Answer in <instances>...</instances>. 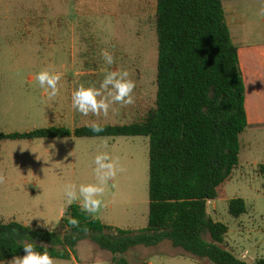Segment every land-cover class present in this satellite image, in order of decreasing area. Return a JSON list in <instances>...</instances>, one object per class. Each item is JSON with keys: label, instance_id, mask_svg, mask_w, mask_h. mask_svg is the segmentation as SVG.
I'll list each match as a JSON object with an SVG mask.
<instances>
[{"label": "rangeland", "instance_id": "374dc122", "mask_svg": "<svg viewBox=\"0 0 264 264\" xmlns=\"http://www.w3.org/2000/svg\"><path fill=\"white\" fill-rule=\"evenodd\" d=\"M222 6L229 25L230 13L240 16L244 32L250 33V23L264 21V0H223ZM154 14L155 0H0V132L46 128L55 108L46 106L44 98L26 87V77L42 70L52 73L83 70L82 61L87 63L86 68L123 69L136 76L130 77L136 83L134 95L141 93L143 111L152 108L157 89ZM237 32L231 26L232 36ZM102 50L113 55V65L104 62ZM117 111L113 106L103 123L114 125L122 114ZM239 141L242 171L234 172L231 181L219 189V198L214 201L216 211L208 205V215L227 228L224 241L234 256L255 264L264 252V246L255 250L256 242L264 243V188L259 186L258 198L250 192V187L259 185L250 174V131H245ZM31 144L0 142L1 222L55 231L61 219L65 186L75 184L78 188L81 184L95 183V157L107 153L118 170L100 197L101 209L91 217L113 229L146 228L147 138L40 139ZM50 144L54 145L55 155H51L50 148L52 162L47 163ZM229 199H242L249 211L232 218L227 211ZM252 204L255 208L250 210ZM204 239L209 241V236ZM111 257L84 240L78 243L74 260L55 262L112 264ZM116 258L127 264H212L194 259L169 242L154 248L135 247Z\"/></svg>", "mask_w": 264, "mask_h": 264}, {"label": "trees", "instance_id": "16d2710c", "mask_svg": "<svg viewBox=\"0 0 264 264\" xmlns=\"http://www.w3.org/2000/svg\"><path fill=\"white\" fill-rule=\"evenodd\" d=\"M222 1L155 0L156 99L139 121L104 126L101 133L56 126L0 133V142L147 138L146 228L113 229L78 205L67 209L53 232L0 221V264L25 255L23 243L68 261L84 240L111 254L112 264H127L116 257L132 248H154L163 242L212 264H248L226 249L227 228L208 215V202L219 198V189L239 167V138L247 129L244 84ZM227 211L237 219L249 208L242 199H231ZM70 217L79 225H70Z\"/></svg>", "mask_w": 264, "mask_h": 264}, {"label": "crops", "instance_id": "0c3cea01", "mask_svg": "<svg viewBox=\"0 0 264 264\" xmlns=\"http://www.w3.org/2000/svg\"><path fill=\"white\" fill-rule=\"evenodd\" d=\"M226 24L230 31L232 43L237 49L238 62L244 84V108L247 122V129L245 131H250V174L253 176L254 181L259 182L258 187H250V192L254 195V198H258L260 195L259 186L264 188V185L261 182L262 180L264 181V21L259 22V24H254V22L250 23V26L252 27L250 29V33L247 30L244 32L240 16L238 17L230 13L229 25L226 15ZM231 26L238 31L235 37L231 34ZM244 33L247 39H245ZM81 63H83L85 67L83 70L77 69L75 72H58L61 74V80L58 84L59 93L54 99L48 98L45 90L40 88L36 82L35 76L28 75L26 77V87L33 88V91L37 92L42 98H44L46 100V106L55 108V115H53L52 121H48L45 126L46 128L51 126L63 127L70 132H73L77 128L87 127V124L92 121H96L103 126H109L108 123H103L104 120H106V116L103 114L94 116L90 113L88 116H84L72 108L71 94L75 88L80 84H84L85 86L89 84H96L98 86L99 82L103 79L104 73L106 72L101 67L97 70H94L93 68H86L87 63L85 61H82ZM78 65L80 66L82 64L77 63V66ZM129 77L136 76L131 74ZM140 94L139 96L134 95L135 102L132 105H114V107L118 110L116 113L121 112L122 114L117 117L115 121L116 123L112 126L128 125L132 122L139 121L143 117L147 109L143 111L142 95ZM136 97L138 98L136 99ZM0 133L11 134L14 132ZM73 139L75 138H70L69 140ZM17 142H25L26 145H32L31 143L33 141ZM240 168L241 165H239L236 171H239ZM242 174H244V172H241V175ZM208 205H212L213 211H216V204L214 201L208 202ZM78 206L80 207V205ZM253 208H255L254 204L250 206V210ZM21 225L27 226L26 224ZM262 234L264 235V229L262 230ZM223 245L228 251H230V247L225 241ZM263 246L264 243L258 241L256 242L255 250H261ZM263 253L260 260H264ZM112 259L113 257L109 259L111 260L110 262H112ZM11 260L1 264H10ZM70 260H74V255H71Z\"/></svg>", "mask_w": 264, "mask_h": 264}, {"label": "clouds", "instance_id": "9594fccd", "mask_svg": "<svg viewBox=\"0 0 264 264\" xmlns=\"http://www.w3.org/2000/svg\"><path fill=\"white\" fill-rule=\"evenodd\" d=\"M101 55L107 65L114 64V57L110 52L102 50ZM35 79L39 87L45 90L49 99H54L58 95L60 73L42 70L36 73ZM135 87L136 83L129 77L127 70L106 71L98 86L96 84L78 85L71 94V105L75 111L84 116H88L90 113L94 116L100 114L107 116L114 105L134 104ZM87 127L93 133L104 131V126L96 121L88 123ZM50 145L47 148V163H51V155H55L54 145ZM105 147H107V139H105ZM50 148L53 149L51 155L49 153ZM94 162L96 164L94 169L95 183L81 184L78 188L75 184L65 186V199L59 211L61 217L73 203H79L81 211L92 217H95L101 209L103 201L100 197L104 194L109 180L115 177L118 169L116 162L111 161L107 153L97 155ZM69 224L76 227L79 225V221L70 217ZM22 248L25 255L22 257L14 256L10 264H56L55 259L49 255L46 249L43 252H38L33 243H23Z\"/></svg>", "mask_w": 264, "mask_h": 264}]
</instances>
